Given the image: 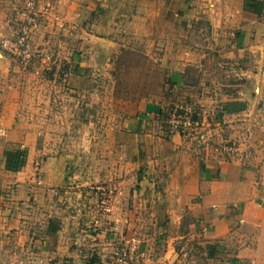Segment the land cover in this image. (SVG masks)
<instances>
[{
  "label": "rangeland",
  "instance_id": "rangeland-1",
  "mask_svg": "<svg viewBox=\"0 0 264 264\" xmlns=\"http://www.w3.org/2000/svg\"><path fill=\"white\" fill-rule=\"evenodd\" d=\"M184 155L259 204L225 250L159 206ZM260 228L264 0H0V264H220Z\"/></svg>",
  "mask_w": 264,
  "mask_h": 264
},
{
  "label": "crops",
  "instance_id": "crops-1",
  "mask_svg": "<svg viewBox=\"0 0 264 264\" xmlns=\"http://www.w3.org/2000/svg\"><path fill=\"white\" fill-rule=\"evenodd\" d=\"M184 156L185 159L175 165V169L169 164L166 166L161 164L169 169L170 176L164 179V189L159 190V206L163 209V215L169 216L172 227L177 230L185 217L189 222L188 232L175 234L187 233L192 237L198 236L203 240V244L210 242L215 244L216 250H225L222 242L228 241L236 232L235 221L243 219L252 225L262 222L263 218L258 215L259 204L238 188L231 191L226 180L213 179L211 165L200 171L198 163L195 172L192 168L194 165L186 159L187 155ZM226 176L225 171L223 177ZM199 195L200 198L197 199ZM234 205L238 207L237 212L232 211ZM260 230L264 232V228ZM233 252L230 253L231 260L220 264H264V260L258 259L262 256L261 252H264V246H261L259 241L257 245L252 246L240 244ZM159 261L160 264H174V261L167 262L163 259Z\"/></svg>",
  "mask_w": 264,
  "mask_h": 264
}]
</instances>
